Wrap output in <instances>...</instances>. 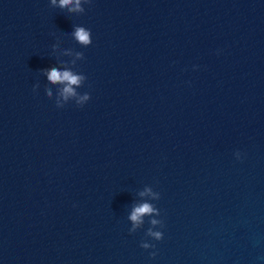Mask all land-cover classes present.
Here are the masks:
<instances>
[{
  "label": "water",
  "instance_id": "obj_1",
  "mask_svg": "<svg viewBox=\"0 0 264 264\" xmlns=\"http://www.w3.org/2000/svg\"><path fill=\"white\" fill-rule=\"evenodd\" d=\"M82 6L0 0V264H264V0Z\"/></svg>",
  "mask_w": 264,
  "mask_h": 264
},
{
  "label": "clouds",
  "instance_id": "obj_2",
  "mask_svg": "<svg viewBox=\"0 0 264 264\" xmlns=\"http://www.w3.org/2000/svg\"><path fill=\"white\" fill-rule=\"evenodd\" d=\"M91 0H83V4H89ZM52 6L59 7L60 9L67 8L69 12H75L82 14L85 11V8L82 6V0H50ZM76 41H78L82 46H88L91 44V33L90 30L82 26H76L72 33ZM81 55L80 53L77 54ZM47 76V80L51 84H60L62 87L59 90V98L55 102L57 108H62L67 103L70 98H75L76 105L82 107L89 99L90 96L88 93L79 94L75 91L73 86H80L82 82L86 79L85 76L74 75L70 71H59L57 68H51L44 73ZM35 85H33V91L35 90ZM45 94L47 97L52 96L50 89H45ZM237 160L241 159V153H234ZM151 196L153 199H160V193L152 192L151 188H145L143 192L140 193V196ZM159 216L160 211L149 202H143L133 207L128 219L132 222V228L129 229V232H134L138 227H140L144 222L145 216ZM150 225L153 227L159 225L164 226L163 220L150 219ZM147 236H150L155 241H160L163 238L162 231H153L150 227L146 233ZM140 247L143 249L155 248L154 244H149L147 242H141ZM155 252H151L150 256L154 257Z\"/></svg>",
  "mask_w": 264,
  "mask_h": 264
}]
</instances>
